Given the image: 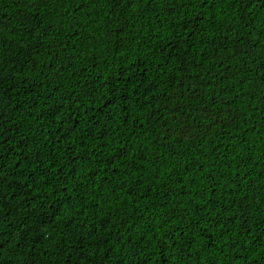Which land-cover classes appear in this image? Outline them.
<instances>
[{"label":"trees","instance_id":"obj_1","mask_svg":"<svg viewBox=\"0 0 264 264\" xmlns=\"http://www.w3.org/2000/svg\"><path fill=\"white\" fill-rule=\"evenodd\" d=\"M0 264H264V0H0Z\"/></svg>","mask_w":264,"mask_h":264}]
</instances>
